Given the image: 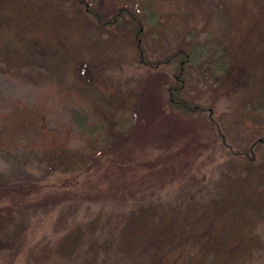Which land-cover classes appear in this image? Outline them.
Masks as SVG:
<instances>
[{
	"label": "trees",
	"instance_id": "1",
	"mask_svg": "<svg viewBox=\"0 0 264 264\" xmlns=\"http://www.w3.org/2000/svg\"><path fill=\"white\" fill-rule=\"evenodd\" d=\"M216 2L203 3L196 18L184 0H0V71L45 68L75 77L59 91L68 120L52 123L34 102L18 100L13 113L0 116V150L24 143L46 151L45 164L64 176L59 187L91 177L113 148L144 125L142 97L103 96L104 72L129 56L148 70L173 67V80L164 83L165 113L187 118L207 110L209 102L190 89L193 60L202 79L216 80L215 89L264 108V0ZM217 25L219 30L197 41ZM155 30L168 44L150 45ZM199 44L206 45L201 60L194 52ZM105 88L108 92L109 85ZM238 154L244 157L241 170L219 186L218 198L166 211L145 204L116 216L98 215L68 227L54 243L37 245L36 263L252 262L264 250L256 234L264 225V136ZM41 195L39 186L0 181V264H17L28 231L22 207L38 205Z\"/></svg>",
	"mask_w": 264,
	"mask_h": 264
},
{
	"label": "rangeland",
	"instance_id": "2",
	"mask_svg": "<svg viewBox=\"0 0 264 264\" xmlns=\"http://www.w3.org/2000/svg\"><path fill=\"white\" fill-rule=\"evenodd\" d=\"M184 3L196 18L195 10L199 11L203 3L217 4L216 0ZM210 12L217 16L215 10ZM199 22L204 23L203 19ZM219 27L205 29L197 41L204 42L206 34ZM159 35L156 30L152 32L150 45L168 44ZM205 47L199 44L195 49L198 60L206 55ZM150 52L153 56V50ZM198 66L199 62L193 60L188 69L190 89L193 94L201 93L209 104L204 112L187 118L163 112L164 83L174 78L172 66L148 70L129 56L124 63L107 68L103 85H109V91L105 92V86L103 96L119 101L120 94L142 97L141 103L144 100L147 108L145 121L123 144L113 148L81 184L59 187L64 176L47 166V152L32 144L18 143L11 150H0V181L10 185L33 184L42 192L38 205L22 207L28 217V231L17 264H37V245L54 243L68 227L87 223L98 215L116 216L145 204L166 211L182 208L192 200L212 201L219 197V186L241 170L244 157L238 152L264 136V108L243 104L239 93L226 95L215 89L216 80L202 79ZM62 76L45 68L0 71V116L13 113L15 102L25 99L34 102L39 112L46 111L52 123L68 120L59 91L63 88L64 92V86L75 77ZM83 76L87 83L88 78ZM131 103L135 104L134 100ZM261 154L259 151L257 156L261 158ZM19 211L12 205L14 214L20 215ZM256 234L264 241V225L256 229ZM79 260L74 264H80ZM109 264L135 263L115 260ZM246 264H264V250Z\"/></svg>",
	"mask_w": 264,
	"mask_h": 264
}]
</instances>
